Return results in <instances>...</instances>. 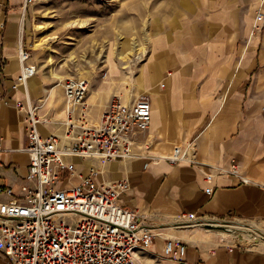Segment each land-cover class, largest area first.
I'll return each mask as SVG.
<instances>
[{"label":"crops","instance_id":"crops-1","mask_svg":"<svg viewBox=\"0 0 264 264\" xmlns=\"http://www.w3.org/2000/svg\"><path fill=\"white\" fill-rule=\"evenodd\" d=\"M257 1L173 0L164 18L147 26V55L134 80L110 64L111 88L122 101L145 95L151 104L148 129L133 135L131 156L106 162L65 156L97 183L127 180L118 203L136 211L141 225L161 228L136 264H264V240L229 248L230 234L206 227L233 220L264 228V3L258 8ZM21 17L8 14L0 33V202L22 203L36 187L28 177L25 108L35 106L46 120L38 124L44 137L60 134L65 117L61 75L41 73L31 56L17 57ZM22 65L36 67L24 81ZM109 93H87L91 121ZM189 144L193 162L165 159L174 146ZM232 161L248 182L229 173ZM76 181L63 171L53 188ZM165 238L184 244L181 257L164 252ZM0 264H9L1 251Z\"/></svg>","mask_w":264,"mask_h":264},{"label":"built area","instance_id":"built-area-1","mask_svg":"<svg viewBox=\"0 0 264 264\" xmlns=\"http://www.w3.org/2000/svg\"><path fill=\"white\" fill-rule=\"evenodd\" d=\"M264 0H258V8ZM256 12V22L260 18ZM28 49L18 46L17 57L29 58ZM36 72L35 65H22L21 80ZM65 100L62 132L42 136L35 106L28 105L25 124L29 155L28 177L35 178L36 187L22 203L0 202V251L9 264H136L140 252H146L153 239L162 234L161 228H149L136 220V211L118 203L129 189L125 179L97 183L92 174L77 172L65 156L94 157L102 162L131 156L133 135L148 129L151 104L141 95L132 102L111 96L97 121H91L86 96L88 80L66 77L60 80ZM19 109L23 104L16 102ZM192 144L174 146L165 157L170 163L183 160L193 162ZM74 173L76 183L53 188L60 173ZM229 173L248 182L238 174V164L231 162ZM206 175V180H211ZM211 192V188H206ZM190 219L193 215L189 214ZM259 234L250 240L229 242L235 246L252 248ZM185 246L179 240L165 238L164 252L174 258L183 255Z\"/></svg>","mask_w":264,"mask_h":264},{"label":"rangeland","instance_id":"rangeland-1","mask_svg":"<svg viewBox=\"0 0 264 264\" xmlns=\"http://www.w3.org/2000/svg\"><path fill=\"white\" fill-rule=\"evenodd\" d=\"M172 2L0 0V33L8 14H21L22 44L41 73L59 74L61 80L71 76L86 78L88 95L98 90L100 94L110 92L111 98L117 93L113 91L110 64L118 66L120 76L127 75L132 82L147 55V26L157 18H164ZM209 223L206 227L222 230L230 234L229 238L238 237L241 243L249 241L250 234L255 233L264 240V228L254 222Z\"/></svg>","mask_w":264,"mask_h":264},{"label":"bare ground","instance_id":"bare-ground-1","mask_svg":"<svg viewBox=\"0 0 264 264\" xmlns=\"http://www.w3.org/2000/svg\"><path fill=\"white\" fill-rule=\"evenodd\" d=\"M218 223V222H217ZM162 232V231H161ZM164 233V232H163Z\"/></svg>","mask_w":264,"mask_h":264}]
</instances>
